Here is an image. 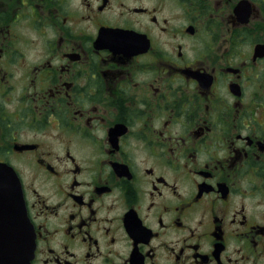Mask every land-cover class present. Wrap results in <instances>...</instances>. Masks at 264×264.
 Listing matches in <instances>:
<instances>
[{
    "label": "flooded vegetation",
    "instance_id": "flooded-vegetation-1",
    "mask_svg": "<svg viewBox=\"0 0 264 264\" xmlns=\"http://www.w3.org/2000/svg\"><path fill=\"white\" fill-rule=\"evenodd\" d=\"M4 237L264 264V0H0Z\"/></svg>",
    "mask_w": 264,
    "mask_h": 264
},
{
    "label": "water",
    "instance_id": "water-1",
    "mask_svg": "<svg viewBox=\"0 0 264 264\" xmlns=\"http://www.w3.org/2000/svg\"><path fill=\"white\" fill-rule=\"evenodd\" d=\"M0 240V264H29V260L33 255L34 245L31 248L25 243L16 245L13 242Z\"/></svg>",
    "mask_w": 264,
    "mask_h": 264
}]
</instances>
